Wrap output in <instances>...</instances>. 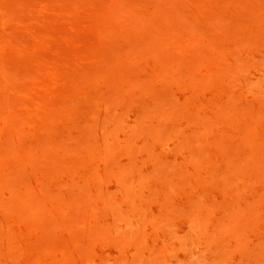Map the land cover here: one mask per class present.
<instances>
[{
    "label": "rangeland",
    "instance_id": "rangeland-1",
    "mask_svg": "<svg viewBox=\"0 0 264 264\" xmlns=\"http://www.w3.org/2000/svg\"><path fill=\"white\" fill-rule=\"evenodd\" d=\"M0 264H264V0H0Z\"/></svg>",
    "mask_w": 264,
    "mask_h": 264
}]
</instances>
